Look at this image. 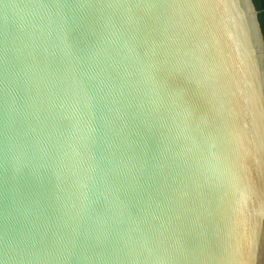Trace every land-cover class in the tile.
<instances>
[{"label": "water", "instance_id": "obj_1", "mask_svg": "<svg viewBox=\"0 0 264 264\" xmlns=\"http://www.w3.org/2000/svg\"><path fill=\"white\" fill-rule=\"evenodd\" d=\"M0 264H264L256 0H0Z\"/></svg>", "mask_w": 264, "mask_h": 264}, {"label": "trees", "instance_id": "obj_2", "mask_svg": "<svg viewBox=\"0 0 264 264\" xmlns=\"http://www.w3.org/2000/svg\"><path fill=\"white\" fill-rule=\"evenodd\" d=\"M256 2H257L258 10H259V15H260L263 31H264V0H256Z\"/></svg>", "mask_w": 264, "mask_h": 264}]
</instances>
